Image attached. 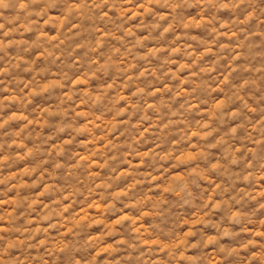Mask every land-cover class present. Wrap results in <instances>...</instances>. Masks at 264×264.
Masks as SVG:
<instances>
[{
    "label": "clouds",
    "instance_id": "9594fccd",
    "mask_svg": "<svg viewBox=\"0 0 264 264\" xmlns=\"http://www.w3.org/2000/svg\"><path fill=\"white\" fill-rule=\"evenodd\" d=\"M0 264H264V0H0Z\"/></svg>",
    "mask_w": 264,
    "mask_h": 264
}]
</instances>
